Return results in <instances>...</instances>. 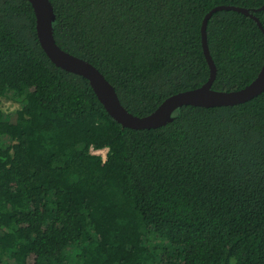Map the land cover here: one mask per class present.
Masks as SVG:
<instances>
[{
  "label": "trees",
  "instance_id": "trees-1",
  "mask_svg": "<svg viewBox=\"0 0 264 264\" xmlns=\"http://www.w3.org/2000/svg\"><path fill=\"white\" fill-rule=\"evenodd\" d=\"M57 43L93 64L132 113L204 83L205 14L264 0H51ZM212 86L237 89L264 61L250 15L212 13ZM0 264H264V91L183 105L122 126L89 81L42 48L29 0H0ZM106 148V156L92 151Z\"/></svg>",
  "mask_w": 264,
  "mask_h": 264
},
{
  "label": "water",
  "instance_id": "water-1",
  "mask_svg": "<svg viewBox=\"0 0 264 264\" xmlns=\"http://www.w3.org/2000/svg\"><path fill=\"white\" fill-rule=\"evenodd\" d=\"M36 18V32L39 42L57 66L85 77L96 96L110 116L122 126L131 128H153L167 124L173 119L174 112L181 106H222L245 102L264 91V61L256 76L246 85L231 90L216 89L212 86L217 67L211 55L207 41V22L213 12L220 9H233L253 17L264 33V26L258 16L248 8L232 4H219L204 16L201 26L202 47L208 61L210 73L208 79L199 86L180 90L165 97L152 111L137 115L129 111L120 101L115 86L91 61L62 48L54 36V6L51 0H29ZM264 5L261 7L263 8Z\"/></svg>",
  "mask_w": 264,
  "mask_h": 264
},
{
  "label": "rangeland",
  "instance_id": "rangeland-1",
  "mask_svg": "<svg viewBox=\"0 0 264 264\" xmlns=\"http://www.w3.org/2000/svg\"><path fill=\"white\" fill-rule=\"evenodd\" d=\"M19 107H20V102L12 100V99L0 97V108L4 110L5 112L15 111ZM106 150H107L106 148H101V149L92 148L93 152L101 154L102 157L106 156Z\"/></svg>",
  "mask_w": 264,
  "mask_h": 264
},
{
  "label": "built area",
  "instance_id": "built-area-1",
  "mask_svg": "<svg viewBox=\"0 0 264 264\" xmlns=\"http://www.w3.org/2000/svg\"><path fill=\"white\" fill-rule=\"evenodd\" d=\"M103 158H105V157H103Z\"/></svg>",
  "mask_w": 264,
  "mask_h": 264
}]
</instances>
